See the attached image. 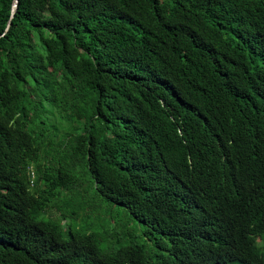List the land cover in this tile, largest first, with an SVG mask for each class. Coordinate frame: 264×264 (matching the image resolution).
I'll return each instance as SVG.
<instances>
[{"label":"trees","instance_id":"16d2710c","mask_svg":"<svg viewBox=\"0 0 264 264\" xmlns=\"http://www.w3.org/2000/svg\"><path fill=\"white\" fill-rule=\"evenodd\" d=\"M13 1L0 264H264V0Z\"/></svg>","mask_w":264,"mask_h":264},{"label":"water","instance_id":"95a60500","mask_svg":"<svg viewBox=\"0 0 264 264\" xmlns=\"http://www.w3.org/2000/svg\"><path fill=\"white\" fill-rule=\"evenodd\" d=\"M18 0H14L13 4H12V8H11V17L13 16L15 10H16V6H17ZM10 24V22L8 23V25Z\"/></svg>","mask_w":264,"mask_h":264}]
</instances>
